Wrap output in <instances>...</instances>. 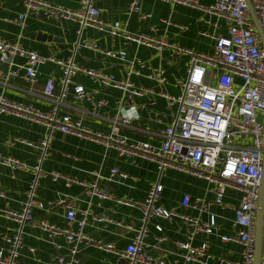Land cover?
Returning <instances> with one entry per match:
<instances>
[{"label":"crops","instance_id":"obj_1","mask_svg":"<svg viewBox=\"0 0 264 264\" xmlns=\"http://www.w3.org/2000/svg\"><path fill=\"white\" fill-rule=\"evenodd\" d=\"M38 1L70 10L79 9L82 2ZM132 1L93 0L95 6L103 11L101 20L108 24L119 22L124 33L112 36L107 32L86 28L79 38V25L75 22L27 14L25 3L21 0H0V38L17 42L41 56L54 55L63 60L74 58L84 69L112 75L117 81L131 83L133 89L143 91L141 96L130 97L128 90L106 86L86 74H78L74 79L75 84L83 86L91 100L77 101L72 87L60 106L58 115L81 120L89 130L110 136L114 127L113 119L120 110H131L132 113H137V118L131 125L121 126L120 136L128 143L144 142L159 146L163 142L162 132L171 124L177 111L176 107L170 108L167 100L160 97L159 93L165 92L177 97L182 95L183 88L177 82L187 79L189 58L176 55L171 47L158 50L129 42L125 35L146 34L172 46L210 54L215 46L214 36L226 35L228 23L196 9L156 0H140L142 13L150 15L147 19H141L138 14L129 12L128 7ZM198 1L203 5H210L215 0ZM22 14H27V17L20 22L18 18ZM39 34L48 38H39ZM85 43H93L97 49L84 47ZM110 52H126V57L124 60L119 56L112 57L108 55ZM24 64L25 60L21 58L12 60V65L9 64L8 68H4L0 62V91L12 102L33 106L40 112L47 113L52 109L53 102L43 96L45 84L49 79H54L58 84L62 71L54 63L40 66L38 82L33 86L21 78H7L11 69ZM156 69L165 71V83L161 84L153 76ZM59 95L60 88L57 85L54 96L56 98ZM103 101L106 104L99 106V102ZM45 131V125L37 120L12 114L0 115V155L17 159L29 166L36 165L40 156L38 146ZM105 143L104 140L93 141L61 132L54 134L50 156L43 163V170L48 174L58 173L87 186L97 183L109 198L102 200L90 195L89 187L79 184L66 186L63 179L53 181L51 177H47L41 180L37 190L36 199L44 207L33 209L35 221L46 220L60 229L67 228L69 221L66 210L56 205L58 201L66 200L73 203L77 210L72 228L77 230L78 223L84 221L83 231L95 242L113 244L122 252L145 229V251L155 259L180 264L184 251L178 248L177 243L188 239L190 228L180 218L164 220L152 217L146 223L144 221L141 206L147 199L151 184L159 181L163 186L158 202L160 206L201 222L209 221L211 216L216 217L215 233L211 236H196L192 241L194 246L207 242L211 259L191 264H238L242 260L243 247L221 239L237 232L233 224V208L241 202L240 192L228 188L224 206H218L214 203L215 194L207 181L174 169H167L160 174L155 162L141 157L125 158L117 149L108 147ZM114 169L127 174L128 178H113ZM32 178L33 173L14 171L0 165L1 211L23 210ZM186 196L190 198V203L183 206ZM18 230L16 222L0 215V251L7 252L9 248L3 237L14 235ZM53 238L36 227L35 223L25 224L19 263L50 264L59 254L67 261L70 260V246L65 238ZM158 239L165 240L159 242ZM55 244L61 247L59 251ZM78 259L80 264H128L121 256L95 247L83 248Z\"/></svg>","mask_w":264,"mask_h":264},{"label":"built area","instance_id":"obj_2","mask_svg":"<svg viewBox=\"0 0 264 264\" xmlns=\"http://www.w3.org/2000/svg\"><path fill=\"white\" fill-rule=\"evenodd\" d=\"M21 1L25 3L27 14L77 23L79 38L86 28L107 32L112 36L124 33L119 22L108 24L101 20L103 11L95 6L93 0H82L77 10L38 0ZM156 1L196 9L228 23L226 35L214 36L215 46L210 54L172 46L164 40H156L146 34L125 35V39L129 42L158 50L171 47L176 55L189 58L187 79L184 82H177L183 88L182 95L177 97L165 92L159 93L160 97L167 100L170 108L176 107L177 110L171 124L162 132L163 142L159 146L144 142L128 143L120 136L121 126L131 125L137 118V113H132L131 110H120L113 119L114 127L110 136H103L89 130L81 120L58 115L60 106L67 99L72 87H74V98L77 101L91 100L85 88L75 84L74 79L78 74H86L106 86L128 90L130 97L141 96L143 91L133 89L131 83L117 81L112 75L84 69L75 62L74 58L63 60L54 55L41 56L25 49L17 42L0 38L1 63L11 60L9 64L12 65V60L15 58L25 60L24 65L11 69L7 78H21L33 86L38 82L40 66L54 63L62 71L58 84L54 79H49L45 84L43 96L53 102L52 109L47 113L40 112L33 106L12 102L0 91V115L12 114L24 119L37 120L46 128L44 138L38 146L40 156L36 165L29 166L17 159L0 155V165L14 171L33 173L23 210H0V215L19 225L16 234L3 237L9 248L7 252L0 251V264H20L23 228L30 222L35 223L36 227L41 228L51 238L64 237L70 246V260L67 261L59 254L50 264H80L78 254L87 247H95L98 250L119 255L128 264H171L165 260L153 258L145 251L144 239L147 234L145 229L141 230L136 239L122 252L118 251L113 244L105 245L95 242L83 231L84 221L78 223L77 230L73 229L72 224L76 221L77 210L73 203L66 200H60L56 205L66 210L69 221L67 228L60 229L46 220H34L33 209L44 207L36 198L41 180L47 177H51L53 181L63 179L66 181V186L79 184L89 187L88 193L102 200L109 198V195L97 183L87 186L58 173L48 174L43 170L42 165L50 156V148L56 132L93 141L104 140L108 147L117 149L125 158L141 157L155 162L160 174L167 169H174L203 179L210 184L215 194L214 203L218 206H224V196L228 188L240 192L241 202L239 206L233 208L235 212L233 224L237 232L232 236H223L221 239L223 242H235L243 247L242 260L238 264H254L255 224L264 159V0H215L210 5H203L198 0ZM248 1L251 3L256 23L262 33H259L256 27ZM128 9L130 13L138 14L141 19L150 17L142 13L140 0H133ZM27 14L20 15L18 20L23 22ZM84 47L97 49L93 43H85ZM108 55L119 56L124 60L126 52H110ZM153 76L161 84L166 82L165 71L162 69L154 70ZM57 85L60 88V95L55 98ZM105 104L104 101L99 102V106ZM112 177L128 178L127 174L119 172L118 169L112 170ZM162 192L163 186L159 181L151 184L147 199L141 206L145 223L152 217L164 220L180 218L190 228L188 239L177 243L178 248L184 251L180 264L211 259L207 242L194 246L192 241L199 235H213L217 229L216 217L211 216L209 221L201 222L196 218L169 211L158 204ZM189 203L190 198L186 196L183 206H188ZM158 230L162 231L160 227ZM164 240L158 239L159 242ZM55 246L59 251L61 247L58 244ZM261 264H264V260Z\"/></svg>","mask_w":264,"mask_h":264},{"label":"water","instance_id":"obj_3","mask_svg":"<svg viewBox=\"0 0 264 264\" xmlns=\"http://www.w3.org/2000/svg\"><path fill=\"white\" fill-rule=\"evenodd\" d=\"M248 4L251 7V11L253 13L252 6L249 1H248ZM253 19L256 23V18L254 16V13H253ZM256 27L259 33H262L257 23H256ZM38 37L43 38V39L48 38L47 36L43 34H39ZM10 62L11 60L4 62V63L2 62L1 64L2 66H4V68H8V65ZM4 72H6V70H4ZM255 228H256V235H255L256 254H255L254 264H261L262 257H263V240H264V159H263V172H262V177H261V185L259 188V202H258V210H257Z\"/></svg>","mask_w":264,"mask_h":264}]
</instances>
